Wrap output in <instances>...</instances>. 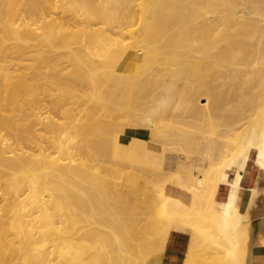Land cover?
<instances>
[{
    "label": "bare ground",
    "instance_id": "6f19581e",
    "mask_svg": "<svg viewBox=\"0 0 264 264\" xmlns=\"http://www.w3.org/2000/svg\"><path fill=\"white\" fill-rule=\"evenodd\" d=\"M2 5L0 264H154L159 256L150 258L152 233L165 246L171 225L199 214L212 222L203 233L222 247V264H243L249 233L239 227L238 202L226 199L217 213L213 200L225 165L242 149L244 172L254 151L264 168V0H0ZM30 59L33 64L25 62ZM64 63L72 67L66 79ZM154 76V91L139 87ZM42 79L47 82L41 86ZM53 90L59 96L47 108L70 122L41 118L40 112L38 124L50 137L45 139L34 134L27 108L35 91ZM89 90L90 97H80L87 108L76 107L73 98ZM192 90L209 93L208 103L175 118L174 100ZM133 91L150 97L152 116L127 124L155 129L157 141L123 151L105 138L108 122L97 109L115 98L122 114L131 112L135 106L127 95ZM216 106L246 125L241 132L220 133ZM75 125L80 134L93 135L82 153L73 151L83 144L72 143ZM172 125L202 126L175 131ZM34 138L51 145L34 153ZM198 142L206 144L207 165L193 163L203 155ZM166 150L185 153L176 178L192 192V206L149 178L165 174ZM121 159L135 165L112 171L113 178L104 174L112 168L106 164ZM244 172L229 188L242 187ZM150 207L154 221L145 211Z\"/></svg>",
    "mask_w": 264,
    "mask_h": 264
},
{
    "label": "rangeland",
    "instance_id": "374dc122",
    "mask_svg": "<svg viewBox=\"0 0 264 264\" xmlns=\"http://www.w3.org/2000/svg\"><path fill=\"white\" fill-rule=\"evenodd\" d=\"M3 8H6V5H2L0 7V12H2ZM33 60L34 59H30V60L25 61V62L32 63ZM55 62L58 63L59 60L56 59ZM2 63H4V62H2ZM58 66H59V64H58ZM60 66H63V67L64 66L65 67L67 66V69L65 68V70H64V74H66V75H63V79H66V77L68 75L67 73H69V70L72 67L69 66V65H66L65 63L64 64H61ZM9 67H13V68L15 67V68H17L15 65L14 66L12 65V66H9ZM185 67H187V66H185ZM11 72H13V70H11ZM64 76H66V77H64ZM156 79H157V76H154V77H152V78L149 79L150 83L145 84V85L144 84H141L139 87L140 88L147 87L148 88V93L150 92L149 90H151V92H152V90L154 91L152 85H154ZM40 81L42 83L39 82V80H38V83L41 86H42V84H44V82H47L45 79H42ZM66 82H68V81H66ZM205 84H207V81H206ZM193 86L194 85L192 83V87ZM44 89H45V86H44V88L42 90L44 91ZM57 91L56 90H53L52 91L53 93L51 95H49L48 93L47 94L46 93L45 94L40 93L39 96L38 95L36 96V94H37L36 91L34 92L35 93V97L36 98L38 97L37 98L38 100L33 95L31 104H29V107H31L32 109L29 108V107H28L29 109L27 108V113L29 112L28 114L30 115L29 118L30 119L32 118L31 120H29V122L31 121V123H32L31 125H32V129H33L34 134L42 133V131H43V129H42L43 127L41 126V124H38L37 115H40L42 113L41 114V116H42L41 118H44V117H48L49 116V117L54 118L56 120H59V117L60 116L65 115L64 113L60 115V113H58V111H56V109H54L51 106L47 108V106H49L48 105L49 100L51 98L52 99L54 98L53 100H55V98L57 99V96H59V94H57L56 97L54 96L55 95L54 93H57ZM88 92H90V90L89 91H86V92H80V93H78L77 96H79V98L81 96L88 98V97H90V95H89ZM203 92H205V91L199 92L198 90L197 91L192 90L188 94H182V96L180 98L174 100V102H173L174 104L173 105L175 106V108H174V110L171 111L170 114L171 115H174L175 118L182 119L183 116H186L187 117V115L190 114V111L193 110V106L195 104H200L201 106L204 105V104H207L208 103V98H209L210 95H209V93H203ZM52 95H53V97H51ZM45 96H46V98H45ZM76 97H74L73 100H72L73 102H77L75 104V106L76 107L78 106L81 109L87 108V103H85V101H82V98H80L81 99L80 100V99H78V97L77 98ZM127 97L130 98L131 103L135 106L133 109H131V112H127V113H123L122 114V111L119 109V104L117 103V101L113 102V100L115 98L112 99V100H108V102L106 103V107H105V105H103V106H101V107H99L97 109L99 112H101V114H99V115H102V116L103 115H106V118L105 119L108 122L107 125H103L104 131H105V138L113 139V140L115 139L113 141V146L114 147H117V148H120V150H123V151L133 148L139 141H142L146 146H151V145L154 146L156 144L155 141H157V138L152 133H154V130L155 129L152 128V130H151L150 128L147 127V125H135V128H134V125L127 124V122L129 120H133L134 118L135 119H139V118H143V117H146V116H149V115L152 116L150 114V112L148 111L150 107H147L146 106V105L149 104L148 101H149V98L150 97H145L144 98V96H141L139 93H137L135 91L132 92V95H127ZM186 98H190L191 100H194L195 102H188V101L184 102L186 100ZM33 99H34V101H33ZM35 100H37V103H36ZM43 100H45V101H43ZM38 103L40 104V106H39ZM34 106H35V108H34ZM67 106L68 107H71L72 105L71 104H68ZM184 108H186V109H184ZM216 109H217V111L215 112V117H216L217 120H220L221 123H222V125H220V133H222V134H224V133H229V134L238 133V132H241V129L246 126V125H244V126L243 125H238V123L236 124L235 122H233L230 119L231 112H229L226 108H223V107H219L218 108L216 106ZM97 110H96V112H97ZM114 110L116 112H114ZM31 111H33L34 113L31 112ZM34 114L36 115V117H35ZM237 114L239 115V118L244 117V115H243L244 112L237 113ZM33 115H34V117H33ZM191 116H193V115H191ZM190 117H188L189 120H190ZM35 118H36V120H35ZM61 118H60V120L63 121L64 117H61ZM32 120H33V122H32ZM65 122H70V120L69 121L68 120H65ZM33 124H36V125L34 126ZM37 124H38V126H37ZM228 124H230V125H228ZM79 126L80 125H77L76 126V128L74 130L75 132L74 131H70V132H72V143L73 144H75L76 142H78L80 144L81 143L80 140L83 142V144L81 143V147L78 146V149L79 150H75V148H74L73 151H76V152L79 151V153H82V152H85L84 151V150H86L85 147H88V146H86L85 141L87 140V138L93 137V135L90 134V133H88L87 131L85 133V131L83 130L84 128L81 125V127L79 128V129L83 130V131L80 130L81 131V134H83L82 132H84V134H87L88 133L87 136L85 135L86 138L84 137V134L81 136V134H80V132L78 131V128H77ZM200 126H202V125H172V127H174L173 129L175 131L182 130V129L183 130L184 129H189V128H190V130H191V128L198 129V127H200ZM74 127H73V129H74ZM99 127L100 126H98V128ZM141 130H143V132ZM42 135H44L45 137H47L49 134H47V133L44 132V133H42ZM75 135H77L78 137H76ZM48 137L45 138V139H50V137L49 138ZM52 137L53 136L51 135V138ZM81 137H83V138H81ZM45 139L43 138L41 140L42 141L41 142L40 139L34 138L32 140V142L29 143L30 146L32 145V148L35 147L34 153H35V151L37 153H40L39 152L40 151V147L42 145L46 146V143L48 144L49 141H46ZM37 141H40V143L37 142ZM110 144H111V142L108 143V146ZM48 145L50 146L51 144L49 143ZM83 145H85V146L83 147ZM46 147H48V146H46ZM197 147H199L201 149V151L203 152V155H202L201 161L198 160L197 157H195L193 163H195V164H199L200 163L201 165H207V163H208V156L206 155L207 153L205 152L207 150L206 144L203 143V142H201V143L198 142ZM76 149H77V147H76ZM31 150H33V149H31ZM241 151H244V149H242ZM30 153H33V152H30ZM182 153H180L177 150H173V151L172 150L171 151L166 150V155L164 157V164L166 165V167L163 170L165 174H163V175H161L159 177L158 176L153 177V175H151L149 177L150 180L154 179V182L157 181L156 183L165 185V191H166V193L169 196H172V197H180L181 198L180 194L177 191H175V189H178L179 187H181L183 189H187V188L181 186L179 184V179L176 178L179 175V172H181L183 170L184 163H185V157L186 156H185V153H183V154ZM179 154H181V156L179 158H177V156ZM154 156L155 155H153V158H154ZM240 157H241V155L238 154V153H236L235 154V157L233 158V160L234 161L235 160L237 161ZM129 160H127V159H121L120 160V163L118 165H115V166L111 162H109L106 165L107 166H111L112 168H109L108 167L107 168L108 171H104V174H106V175L109 174L108 176L109 177L112 176V178H113L114 176H113V174H111L112 171L117 170V172H120L122 170H131L130 167H126V166H128L130 164V162H128ZM249 163H250V168H252V167L255 166V173H257L261 169L263 171V174H264V170L262 169V167H263V165H262V155L259 152L254 151L251 154V158H250ZM248 164H247V166H248ZM130 165H135V164H130ZM247 166H246V169H247ZM114 167H116V168H114ZM137 170L138 169H136L135 171L138 172ZM172 172H174V173H172ZM138 175H140L142 177L143 176H146L147 177V174L142 173L140 171L138 172ZM230 175H234V171H231L230 172ZM3 181H4L3 179H0V183L1 184L2 183L5 184ZM219 185H224V182H222V183L219 182ZM222 187L223 188L220 189V186H219V189L220 190L218 189L217 192L215 193V196H216L215 208L218 209V210H222L223 205H224V202H225V199H236L237 201H239V191L240 190L238 188H236V189L229 188L230 191H229V194H228V197H227V192H228L227 190L228 189L226 188V186H222ZM1 191H0V193H1ZM188 191L193 196L192 192L190 190H188ZM150 193H151L152 197L154 196L155 199H156V195H157L156 194V191H150ZM257 193H258V190L257 189H254L253 190V197H255L257 195ZM1 195H2V193H1ZM1 195H0V197H1ZM183 196H182L181 199H183L187 204H189L190 203V200H191L190 195L187 194V195H183ZM215 196H214V199H215ZM140 198L141 197H139L138 199H140ZM138 199H137V201H138ZM1 200H2V198H0V201ZM137 203L140 204L141 202H137ZM159 203H161V200L159 201ZM1 204H2V202L0 203V205ZM142 205H144V204H142ZM143 210H145V209H143ZM145 211H147L146 214H147V217H149L148 220L154 221L155 218H156V215L154 214V207H150V208L146 209ZM149 211H151V212H149ZM246 216H247V214H246ZM201 217L202 216H200V214H199L198 217H192L191 219L189 218L188 220L185 219L182 222V224H183L182 226L183 227L180 228V229H178V228L176 229L175 224L174 225H171L170 226V234H171L172 231H179V230H188V231H190L191 234H192V236H193V241H192L191 247L193 248V252H194L195 257H196V254H197V255H199L200 259L204 263L212 264L213 262L217 261L220 258V254H221V251H222V247H220L219 245L213 244L211 241L205 240L206 238L203 237L201 234H199L196 231V229L193 226L192 221H195L196 222V219H197V221L199 222V224L201 226L202 225H205L207 223L206 221H209L208 219H204L203 220ZM170 234H169V236H170ZM152 236H153V240H155V243L153 244V246L151 245V251L153 252V254L155 256H151L150 258L152 259V257H155L154 259H152V260H155L158 256L160 257V255L165 251L166 245H167V242H168V239H169V236L165 240V246H163V244L161 243L162 241L159 240L156 237V234L155 233H152ZM159 241H160V243H159ZM158 262L156 261L154 264H160Z\"/></svg>",
    "mask_w": 264,
    "mask_h": 264
},
{
    "label": "crops",
    "instance_id": "0c3cea01",
    "mask_svg": "<svg viewBox=\"0 0 264 264\" xmlns=\"http://www.w3.org/2000/svg\"><path fill=\"white\" fill-rule=\"evenodd\" d=\"M238 154L241 157L236 161L232 160L227 163L224 167L223 172L220 175V182H224V185H219L220 189L222 186H226L228 189L227 197L229 194V186L230 183L236 182L238 177L244 172L243 162L245 158V152L241 151ZM264 170V168L262 167ZM234 171V175H230V172ZM242 187L238 188L239 191V201H237V206L240 213V223L239 227L248 230V235L243 239V247L245 248V253L243 256V264H264V174L260 169L257 173H255V166L250 168V163L247 166L246 171L244 172V177L242 180ZM219 188V187H218ZM219 189V190H220ZM236 189V188H232ZM257 189L258 193L255 197H253V190ZM181 198L183 195H190V203L187 204L180 197H176L181 199L185 205L192 206L193 197L191 193L187 189H183L179 187L175 189ZM232 192V191H231ZM226 193V192H225ZM172 197V196H171ZM184 197V196H183ZM226 197V198H227ZM226 200V199H225ZM216 196L213 201V211L217 213H222V210H218L215 208ZM225 203V202H224ZM224 207V205H223ZM247 214V216H246ZM183 221H181L176 229L182 228ZM205 225H200L196 219L192 221L194 228L196 231L205 237L207 241L208 238L204 235L203 229L206 227H211L212 222L206 221ZM193 241V236L188 230H179L172 231L165 251L159 257L160 264H207L204 263L199 255L196 254V257L193 252V248L191 247ZM223 260L222 254H220V258L215 261L216 264H219ZM213 262V263H215ZM233 261H230L229 264H235ZM212 263V264H213ZM222 264V262L220 263Z\"/></svg>",
    "mask_w": 264,
    "mask_h": 264
}]
</instances>
